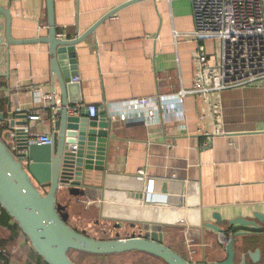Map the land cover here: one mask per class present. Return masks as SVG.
<instances>
[{
    "label": "crops",
    "instance_id": "0c3cea01",
    "mask_svg": "<svg viewBox=\"0 0 264 264\" xmlns=\"http://www.w3.org/2000/svg\"><path fill=\"white\" fill-rule=\"evenodd\" d=\"M126 1L55 0L59 37L75 38ZM0 6L11 13L13 40L48 36L46 0H0ZM194 26L190 0H141L121 8L75 46L80 79H71L79 84L71 88L70 99L76 100L71 107L80 110L94 104L113 110L115 128L107 171L103 176L93 174L94 188L81 198L63 189L58 200L69 204V224L96 239L117 234L129 237L131 224L145 225L142 220H151L155 208H166L171 223L165 225V245L192 264H208L228 255L219 233L204 225L218 224L215 213L221 216L219 226L228 237L248 229L230 226L231 219L264 214V87L223 91L220 122L207 104L189 96L187 129L174 119L155 124L125 122L111 107L138 97L173 96L183 87L190 88L198 42L187 34ZM205 45L210 53L215 51L214 41ZM50 62L47 43L10 44L6 18L0 13V77L5 80L0 87V106L5 112L10 108L12 112L43 114L44 122L32 123L33 130L52 136L50 100H45L53 90ZM55 88L59 103L57 81ZM216 124L222 134H214ZM142 168L155 179L150 195L137 177ZM139 193L144 198L135 195ZM237 240L241 246L236 263L243 253L256 248L261 249V260L254 263L248 257L247 264L264 260V230L236 237L234 246Z\"/></svg>",
    "mask_w": 264,
    "mask_h": 264
},
{
    "label": "water",
    "instance_id": "95a60500",
    "mask_svg": "<svg viewBox=\"0 0 264 264\" xmlns=\"http://www.w3.org/2000/svg\"><path fill=\"white\" fill-rule=\"evenodd\" d=\"M141 0H127L113 8L88 30L73 39L60 38L56 25L55 0H46L49 34L47 37L33 40L16 41L11 36L12 16L9 10L0 6V13L6 18V36L10 44L47 43L50 47L52 94L48 110L53 118L52 142L41 144L29 142V133L25 130L31 126L29 112L3 111L0 106V122H7L9 130L16 132L19 149L25 151L30 160L26 168L15 157L3 138H0V207L19 224L28 237L31 247L48 264H76L69 257V251H82L98 255L122 254L125 252H142L156 256L167 264H192L175 250L164 243L165 225L171 223L168 209L155 208L151 220L143 225L144 232L132 233L129 237L117 234L111 239H96L85 231H79L69 224V204L58 201V194L66 190L70 196H83L94 188L91 182L93 174L101 175L107 171L109 143L114 127V114L100 106L91 118L88 108L71 107V88L79 86L72 83L76 77L74 49L106 19L113 16L124 6ZM56 81L60 88L57 103ZM33 129V127H30ZM73 146H77L76 149ZM100 177V176H96ZM97 179V178H96ZM38 185H47V191L41 192ZM144 198L142 194H135ZM217 223L207 222L205 227L217 232L224 231L219 224L221 216L214 214ZM264 214L254 212L253 219L237 217L229 221L230 226L242 229L230 237L227 245V258L221 262L208 264H247L261 260V249L248 250L236 263L234 241L236 237L251 235L255 230H264ZM253 230V231H252ZM263 233V232H262Z\"/></svg>",
    "mask_w": 264,
    "mask_h": 264
},
{
    "label": "built area",
    "instance_id": "2783aa9c",
    "mask_svg": "<svg viewBox=\"0 0 264 264\" xmlns=\"http://www.w3.org/2000/svg\"><path fill=\"white\" fill-rule=\"evenodd\" d=\"M173 1V0H168ZM193 5L194 29L187 35L198 42L193 53V79L190 88H181L176 94L133 98L111 105L122 121H144L150 124L174 119L180 127L188 128L186 100L195 96L202 100L220 122L223 104L220 94L228 89L245 86L264 87V0H190ZM177 36L180 33H176ZM183 35V34H182ZM214 41L218 48L210 53L205 45ZM79 77H73L74 82ZM50 95L45 100H50ZM97 105L88 106L89 117H95ZM110 113H116L109 110ZM31 126L26 127L29 142L51 144L52 136L36 132L32 123L44 122L43 114H30ZM223 131L216 124L214 134ZM11 152L27 168L30 164L25 151L19 149L16 132L8 130L4 137ZM74 149L77 146H73ZM138 180L146 188L145 194L154 193L155 179L142 168ZM1 215V210H0ZM219 240L227 246L230 237L218 232Z\"/></svg>",
    "mask_w": 264,
    "mask_h": 264
},
{
    "label": "rangeland",
    "instance_id": "374dc122",
    "mask_svg": "<svg viewBox=\"0 0 264 264\" xmlns=\"http://www.w3.org/2000/svg\"><path fill=\"white\" fill-rule=\"evenodd\" d=\"M217 48L218 44L216 43L215 49ZM47 188L48 186L46 185L45 192L47 191ZM76 197L81 198L82 196ZM80 222L81 225L86 226V224H84L82 220ZM93 223L94 222H92V224ZM0 234L4 236L8 233L6 232V230L0 229ZM238 240L241 241V238ZM238 240L235 242L236 251L241 246V242H238ZM30 247V242L24 235L21 234L20 237H18V239L11 246V264H27ZM73 257L80 264H166L164 261L157 257L139 252H125L123 254H114L103 257L88 256L80 254L78 252H74ZM235 260H237V262L239 261L237 256ZM260 264H264V260L260 262Z\"/></svg>",
    "mask_w": 264,
    "mask_h": 264
},
{
    "label": "trees",
    "instance_id": "16d2710c",
    "mask_svg": "<svg viewBox=\"0 0 264 264\" xmlns=\"http://www.w3.org/2000/svg\"><path fill=\"white\" fill-rule=\"evenodd\" d=\"M4 84H5L4 78L0 77V87H2ZM1 108H2V106H1ZM2 110H3V108H2ZM5 130H9L8 123L7 122H0V138H3V132ZM0 210H1L0 229H4L8 233L4 236L0 234V264H10V261L12 258L10 249H11L12 244L18 239V237H20L21 234L24 235L28 241H29V239L22 232L19 224L7 213V211L5 209H3L2 207H0ZM233 229L234 228H230V230H233ZM74 252H78L80 254L88 255V256H95V257L108 256V255H98V254H91V253L82 252V251L71 250V251H69V257L76 264H80V263L78 261H76L75 258L73 257ZM110 255H114V254H110ZM154 257H156V256H154ZM27 264H48V263H46L44 261L43 257L38 255L36 253V251L32 247H30L29 258H28Z\"/></svg>",
    "mask_w": 264,
    "mask_h": 264
},
{
    "label": "flooded vegetation",
    "instance_id": "af4514ba",
    "mask_svg": "<svg viewBox=\"0 0 264 264\" xmlns=\"http://www.w3.org/2000/svg\"><path fill=\"white\" fill-rule=\"evenodd\" d=\"M38 187L41 190V192L45 193V186L44 185H38ZM63 204H68V202H66V200H64ZM131 227H133V233H135V234H141L144 232L142 224H131Z\"/></svg>",
    "mask_w": 264,
    "mask_h": 264
}]
</instances>
